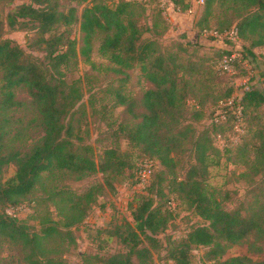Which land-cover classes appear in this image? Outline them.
I'll return each instance as SVG.
<instances>
[{
	"label": "trees",
	"instance_id": "trees-1",
	"mask_svg": "<svg viewBox=\"0 0 264 264\" xmlns=\"http://www.w3.org/2000/svg\"><path fill=\"white\" fill-rule=\"evenodd\" d=\"M15 1L0 0L5 6L13 5L6 15L8 25L13 28L33 22L36 32L29 45L44 51L42 59L33 58L15 39L0 37V238L21 245L23 264H69L62 256L63 245L76 242L74 228L85 220L89 206L97 201L98 191L106 186L115 189L114 181L123 178L136 183L138 163L145 157L155 161L146 190L131 201L130 217H121L104 229L126 249L108 255L85 254L86 264H156L154 254L162 248L175 264H199L192 262L193 250L198 246L206 247L203 258L211 264H264V259L257 260L246 253L225 257L231 246L250 237V251L264 250V193L247 212L238 207L228 209V195L208 181L210 165L219 161L220 153L208 132L218 135L229 125L235 127L234 108L242 105L246 116L248 106L264 104V89L249 85L235 99V105L221 106L226 110V119L213 118L209 129L192 139L196 160L180 177L176 152L188 132L197 131L184 117L190 97L197 100L193 89L196 79L201 83L210 81L212 67L206 63L210 57H182L180 51L187 50L183 43L176 50L165 49L158 39L163 29L158 28V22L141 25L134 4L139 2L133 0H70L76 3L68 8L61 0ZM176 1L183 10L189 6L187 0ZM201 10L195 23L199 35L210 28L217 32L205 35L209 42H216L220 33L236 25L242 40L250 41L249 50L264 45V0H205ZM4 24L0 12V34ZM73 24L79 26L80 45L70 29L58 30L60 25ZM96 43L97 51L109 60L108 68L121 74L114 87V102L124 106L129 118L119 123L115 133L123 132L129 144L144 154L136 166L131 151L119 147L118 137L116 144L106 146L100 154L87 141L90 128L84 91L80 79H67L66 69L79 56L95 66L92 53ZM231 51H217L214 62L221 71L220 60ZM135 66L151 83L138 96L123 90L130 77L129 69ZM18 92L29 97L20 98ZM227 94L225 101L231 97L230 92ZM201 100L195 105L200 106ZM22 106L32 110L30 122L42 131L26 145L22 135L27 125L12 113ZM201 115L202 111L194 113V117ZM245 137L237 145L226 147V151L253 149L251 180L256 181L255 175L261 174L259 183L264 189V126L257 132V142L246 143ZM10 163L16 165V170L5 179L4 171ZM97 172L105 175L106 185L95 184L83 192L67 185L52 188L47 199L55 204L61 217H45L38 230L2 209L22 204L24 197L43 184L44 177L71 173L83 178ZM177 207L190 209L198 219L182 235L170 234L164 239L161 234L171 225Z\"/></svg>",
	"mask_w": 264,
	"mask_h": 264
},
{
	"label": "rangeland",
	"instance_id": "rangeland-1",
	"mask_svg": "<svg viewBox=\"0 0 264 264\" xmlns=\"http://www.w3.org/2000/svg\"><path fill=\"white\" fill-rule=\"evenodd\" d=\"M29 1L16 0L15 3ZM119 1V0H108ZM63 7H69L75 4V1L61 0ZM137 18L141 25L149 26L154 22H158L159 29H163L162 34L158 36L163 47L169 50H176L181 43L187 45V50H181L182 57L193 59L199 56L210 57L206 63H210L212 73L210 81L206 83L199 82L193 87L194 93L197 94L196 99L190 97L189 109L185 114V122L191 123L192 127L197 131L192 134L188 132L189 136L185 139L180 149L176 152L178 159L177 174L183 177L189 166L195 162V152L192 145V139L199 134L200 131L209 129L210 122L221 111V106L224 105V98L230 92L231 96L241 94L249 85L257 86L264 89V45H258L250 48L249 40H242L239 46L236 47L242 51L244 58L238 65L237 72L234 74L221 71L214 62L218 50L232 49L233 44L225 36V32L218 33L216 42L208 41L206 34L217 35V32L211 28L206 31L204 35H199V28L195 25L202 6L199 7L196 16H192L185 11L174 12L165 15L160 11L158 3L152 0L149 6L143 3H134ZM84 4L79 5V9ZM13 6V5H11ZM0 3V12L4 17V29L0 34L1 38L11 37L19 42L29 55L33 58L42 59L44 51L34 50L29 43L32 41L36 28L34 23L30 22L27 25H16L11 28L8 25L7 12L9 7ZM215 18H212V26H214ZM191 25H190V24ZM186 26V27H184ZM166 27V28H164ZM70 29L72 36H77L79 45L81 43V32L78 24L71 26L60 25L59 31ZM186 28V29H185ZM146 35H152L147 32ZM202 37L204 40H202ZM201 39V40H200ZM97 45L92 53V59L96 62L93 66L91 63L79 56L77 62L72 63L66 69V76L69 81L80 79L84 96L83 100L86 102L87 109V123L90 128V136L87 141L95 146V151L100 154L102 150L112 144H116L118 137L119 147L122 150H129L132 153L134 166L144 156L137 148L132 147L129 141L124 137V133L119 135L115 133L118 130V125L122 120H127L129 114L124 111V106L116 104L115 88L119 84V77L121 74L114 72L108 68L109 60L97 51ZM251 50L253 52H251ZM130 70V77L125 82L123 88L125 93L138 96L151 83L142 75L139 66H135ZM232 89V90H231ZM18 97L28 98L25 92H18ZM198 97V98H197ZM202 101L199 105L195 104ZM196 111H202L200 117H194ZM16 118H20V123L27 125L25 134L22 135L23 143L26 145L42 134V131L35 126L30 119L34 116L32 110L28 107L22 106L19 109L12 111ZM214 115V116H213ZM243 131L229 125L221 134L211 135L215 146L220 149L218 162L210 165V173L208 181L211 185L220 189L221 193L228 195L229 198L225 200V205L228 209L235 207L241 208L243 212L249 211L252 202L257 200V197L263 198L264 189L261 187V174L255 175V180L252 181V163L254 157V150L247 148H233L226 151V147L237 145L239 139L246 135L244 141L246 143L257 142V132L264 126V104L260 106H248L244 120L239 121ZM113 123V124H111ZM217 157V156H216ZM134 169V167H133ZM16 165L10 163L4 171V178L7 179L14 175ZM104 183L106 185L105 175L102 172H97L92 175L78 178L74 174H59L55 177H44L43 184L39 185L31 194L22 199L24 206L20 209L15 207L2 208L15 215L21 221L30 224L31 229L38 230L41 225V220L47 216H52L55 219H60L61 215L53 202L47 199L49 191L55 186L67 185L68 187L83 192L92 185ZM115 189L106 186L102 192L98 191L97 201L89 206L85 220L74 228L76 234V242L63 245L62 256L68 260L69 264H86L85 254L99 253L108 255L118 250H125L126 247L121 243L116 236H109L104 230L109 228L113 221L120 220L121 217H130L131 209L130 203L135 195L139 192H144L146 187H135L132 179L123 178L121 181H114ZM190 209L177 207V214L173 219L169 228L161 234L165 239L167 235L180 236L185 233L188 228L194 223L198 217L195 213L190 212ZM253 238L244 240L239 244L231 246L225 257L236 254H249L254 259H264V250L262 252L250 251V243ZM165 247V246H164ZM206 247L198 246L193 250L192 262L199 264H211L209 261H204L203 255ZM24 250L19 243L10 241L8 239L0 238V264H23ZM156 264H175L173 260L167 256L166 248L156 251L154 254Z\"/></svg>",
	"mask_w": 264,
	"mask_h": 264
},
{
	"label": "built area",
	"instance_id": "built-area-1",
	"mask_svg": "<svg viewBox=\"0 0 264 264\" xmlns=\"http://www.w3.org/2000/svg\"><path fill=\"white\" fill-rule=\"evenodd\" d=\"M139 3H143L146 6H149L152 0H133ZM158 3L159 9L162 11L163 14L168 15L172 14L174 12L182 11V7L177 3L176 0H155ZM189 3V6L186 10H183L187 12L188 14L195 16L197 13V10L200 6H202L205 3V0H187ZM225 36L231 41L233 44L232 51L230 53H225L219 63V66L226 72L234 74L237 72L238 63L244 58L242 51H240L239 48L236 47V44L239 46L241 42V36L239 33V28L236 25H233L231 28H229L225 32ZM239 93L237 95L231 96L226 101H224L225 105H235V99L239 97ZM236 118H237V128L240 131L244 130V127H241L243 123L241 124L239 121L244 120V114H243V106L237 105L234 108ZM226 110L221 109V111L217 114L215 117V120H224L226 119ZM155 164V161L152 158L145 157L138 163V169H137V179L138 181L135 183V187H146L151 178V173L153 170V166ZM24 206V204H19L16 206V209H20Z\"/></svg>",
	"mask_w": 264,
	"mask_h": 264
},
{
	"label": "crops",
	"instance_id": "crops-1",
	"mask_svg": "<svg viewBox=\"0 0 264 264\" xmlns=\"http://www.w3.org/2000/svg\"><path fill=\"white\" fill-rule=\"evenodd\" d=\"M198 12V11H197ZM197 14V13H196ZM196 14H195V16H196ZM190 24V23H189ZM191 25V24H190ZM184 27H186V26H184ZM186 29V28H185Z\"/></svg>",
	"mask_w": 264,
	"mask_h": 264
}]
</instances>
